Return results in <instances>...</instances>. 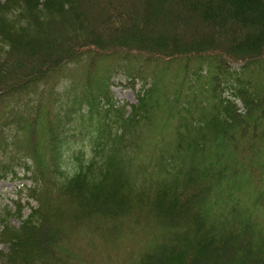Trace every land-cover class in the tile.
Wrapping results in <instances>:
<instances>
[{
  "label": "trees",
  "instance_id": "obj_1",
  "mask_svg": "<svg viewBox=\"0 0 264 264\" xmlns=\"http://www.w3.org/2000/svg\"><path fill=\"white\" fill-rule=\"evenodd\" d=\"M1 180L0 264H264V0H0Z\"/></svg>",
  "mask_w": 264,
  "mask_h": 264
},
{
  "label": "rangeland",
  "instance_id": "obj_2",
  "mask_svg": "<svg viewBox=\"0 0 264 264\" xmlns=\"http://www.w3.org/2000/svg\"><path fill=\"white\" fill-rule=\"evenodd\" d=\"M114 92L116 97L127 99V100H134V92L129 87H124L122 85H115ZM12 183L7 180L0 181V203L4 202L8 197L9 193L11 192Z\"/></svg>",
  "mask_w": 264,
  "mask_h": 264
}]
</instances>
